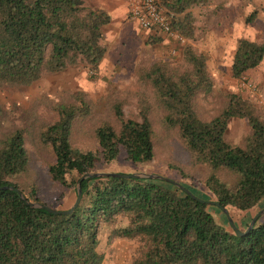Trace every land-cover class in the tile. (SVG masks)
Returning <instances> with one entry per match:
<instances>
[{"label": "trees", "instance_id": "trees-1", "mask_svg": "<svg viewBox=\"0 0 264 264\" xmlns=\"http://www.w3.org/2000/svg\"><path fill=\"white\" fill-rule=\"evenodd\" d=\"M211 1L160 0L171 28L188 42L174 63L154 60L139 72L136 87L115 93L108 113L92 118V144L78 145L72 137L74 123L95 113L81 90L50 101L47 121L0 131V186L12 185L27 200L53 209L68 208L81 175L92 172L98 160H112L119 148L131 163L153 160L151 113L156 109L162 126L174 132L203 169L201 181L211 200L228 211L254 206L264 197V110L234 92L224 93L221 107L209 117L202 118L195 108L197 96L212 91L213 79L206 56L189 41L195 36L197 14L213 12L202 9ZM255 16L252 10L244 21ZM109 19L104 9L84 0H0V91L20 89L67 69L96 78L107 51L102 28ZM153 36L148 38L151 44L162 40ZM263 59L264 38L236 39L230 76L240 80ZM126 105L132 106L128 114ZM231 118L246 121L239 143L223 137ZM32 130L36 148L45 155L46 176L71 191L65 205L54 207L38 197L25 146ZM79 186L77 204L65 213L31 206L15 190L0 188V264H102L98 230L108 223L113 226L107 240L138 239L127 264H264V219L238 235L208 210L212 205L221 212L218 206L159 178L84 177Z\"/></svg>", "mask_w": 264, "mask_h": 264}, {"label": "rangeland", "instance_id": "rangeland-1", "mask_svg": "<svg viewBox=\"0 0 264 264\" xmlns=\"http://www.w3.org/2000/svg\"><path fill=\"white\" fill-rule=\"evenodd\" d=\"M84 2L89 3L88 0ZM246 8H251L250 11H252V3H247L246 0H212L207 7H202V9L213 11L212 13H206L207 16L197 14V29L194 39L189 42L206 56V69L213 79L212 91L196 98L195 108L202 118L215 114L223 103V94L228 92L239 93L243 98L252 101L256 107L264 110V62L260 63L259 67L262 66V68H254L248 74L245 73L240 80L233 79L229 72L235 41L242 37L245 29L249 30L246 34L249 33L253 40L264 38V29H261V26L244 21L245 16L250 13ZM132 34L134 38L131 50L134 53H117L116 63L102 66L94 79L88 78L84 70L67 69L57 74L47 75L20 89L0 91V107L2 108L0 131L8 130L15 125L28 126L33 121L35 124L37 120L47 121L51 116L48 110L50 101L63 97L66 92L81 90L93 103L95 113L93 117H86L74 123L72 137L78 145L92 144L90 136L92 118L102 117L108 113L110 100L115 93L121 94L126 89L136 87L139 72L147 68L154 60L163 58L169 63H174L180 48L188 42L186 40L183 44L147 42L145 45L147 48H145L139 41V34L133 32ZM171 46L174 47V52L170 51ZM246 82L251 83L252 87L245 86L243 83ZM131 109V105L123 108L125 114H128ZM151 121L156 131L154 157L151 162L131 163L125 158L123 150L119 148L112 160L96 161L92 172L157 174L174 180L184 187L188 186V189L201 199L211 200V194L201 181L203 169L190 159L174 132L162 126L159 110L153 109ZM246 131L245 119L231 118L223 137L228 142L239 143ZM34 139L35 133L32 130L26 137L25 146L29 154L30 175L38 185V197L54 207L65 205L70 201L71 191H67L46 176V167L43 164L45 155L36 148ZM262 206H264V197L245 210L229 207L228 213L234 224L243 228L254 212ZM208 210L219 222L230 225L222 211L221 213L212 205L208 206ZM257 219H264V211ZM123 222V219L117 221L118 224ZM112 226L109 223L103 224L98 230V249L103 254L102 264H127L136 251L138 239L112 237L107 240Z\"/></svg>", "mask_w": 264, "mask_h": 264}, {"label": "crops", "instance_id": "crops-1", "mask_svg": "<svg viewBox=\"0 0 264 264\" xmlns=\"http://www.w3.org/2000/svg\"><path fill=\"white\" fill-rule=\"evenodd\" d=\"M88 2L91 5L104 9L110 17L109 22L102 28L103 43L105 45L107 44V51L99 65V69H101L102 66L116 63V58L118 57V55H116L117 53H134V51L131 50L134 38L132 32L134 34H139V41L142 42L144 46L147 45L150 35L158 36L153 32L140 29L134 21L128 19V0H88ZM246 2L252 3V9L256 11L254 19L248 23L258 24L261 26V29H264V0H246ZM246 10L250 11L251 8H246ZM248 31L249 30L245 29L242 37L253 40V38L249 36V33L246 34ZM161 41L165 44L164 37H162ZM145 48L147 47L145 46ZM111 53L115 54L113 55ZM262 62H264V59ZM259 66L260 64L255 68ZM259 68H262V66ZM253 69L247 70L246 74Z\"/></svg>", "mask_w": 264, "mask_h": 264}, {"label": "built area", "instance_id": "built-area-1", "mask_svg": "<svg viewBox=\"0 0 264 264\" xmlns=\"http://www.w3.org/2000/svg\"><path fill=\"white\" fill-rule=\"evenodd\" d=\"M127 17L145 31L153 32L165 38V43L183 44L185 39L170 26L169 20L164 16L160 0H128ZM174 52V47H170ZM252 87L249 82L243 83Z\"/></svg>", "mask_w": 264, "mask_h": 264}, {"label": "water", "instance_id": "water-1", "mask_svg": "<svg viewBox=\"0 0 264 264\" xmlns=\"http://www.w3.org/2000/svg\"><path fill=\"white\" fill-rule=\"evenodd\" d=\"M99 176H112V177H149V178H159V179H162V180H165V181H168V182H172L174 184H176L177 186H179V188H181V190H183L184 192L190 194L191 196L193 197H196L195 194H193L188 188H185L184 186H182L181 184L177 183L176 181L174 180H171V179H168V178H165V177H162V176H159L157 174H147V173H133V174H113V173H96V172H88V173H84L81 175V177L77 180V183H76V195L72 201V203L69 205L68 208H65V209H53L49 206H47L46 204H43L42 202H38V201H29L27 200L23 193L16 187L12 186V185H1L0 188H10V189H13L15 190L19 197L21 199L24 200V202L26 204H29L31 206H38V207H43V208H46L47 210L49 211H52V212H69L71 211L75 205L77 204L78 200H79V197H80V186H79V181L80 179L84 178V177H99ZM197 199H199L200 201H206L207 203H210V204H214L216 206H218L220 208V210L225 214V217L227 219V221L229 222L231 228L235 231L236 234L238 235H241V234H244V233H247L249 231V229L254 225L255 223V220L258 218V216L264 211V206L260 207L256 212H254V214L251 216L250 220L247 222L246 226L243 228V229H240L238 228L231 216L229 215L228 213V210L225 206L223 205H220L218 201H215V200H204V199H201L199 197H196Z\"/></svg>", "mask_w": 264, "mask_h": 264}]
</instances>
